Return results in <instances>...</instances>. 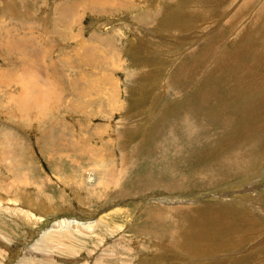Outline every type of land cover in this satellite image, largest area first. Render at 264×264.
I'll return each instance as SVG.
<instances>
[{
  "label": "rangeland",
  "instance_id": "rangeland-1",
  "mask_svg": "<svg viewBox=\"0 0 264 264\" xmlns=\"http://www.w3.org/2000/svg\"><path fill=\"white\" fill-rule=\"evenodd\" d=\"M0 264H264V0H0Z\"/></svg>",
  "mask_w": 264,
  "mask_h": 264
},
{
  "label": "bare ground",
  "instance_id": "bare-ground-1",
  "mask_svg": "<svg viewBox=\"0 0 264 264\" xmlns=\"http://www.w3.org/2000/svg\"><path fill=\"white\" fill-rule=\"evenodd\" d=\"M73 4H74V3H73ZM72 6H73V8H74V5H72ZM67 7H68V6H67ZM73 8H72V9H73ZM66 9H67V8H66ZM68 9H69V8H68ZM15 47H16V45H15ZM12 49H13V47H12ZM16 50H18V49H16ZM22 50H23V49H22ZM18 51H19V50H18ZM230 58H231V57H230ZM235 58H236V57H235ZM238 60H239V59H238ZM230 67H231V66H230ZM214 94H215V93H214ZM40 212H41V211H40ZM74 222H75V221H74ZM74 222H73V220H72V221H69V220H68V221H65V222H58V223H56V224L53 225V227L48 231V233H49V232H52L53 230L56 231V229L59 228V227H61V225H64V224H65V225L67 226V225H70V224H72V223H74ZM78 224L80 225V227H81L82 229H86V228H89V227H90L89 225H87V224H85V223H78ZM66 226H65V227H66Z\"/></svg>",
  "mask_w": 264,
  "mask_h": 264
}]
</instances>
